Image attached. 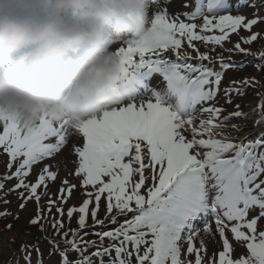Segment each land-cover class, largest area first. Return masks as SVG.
I'll return each instance as SVG.
<instances>
[{
	"label": "snow or ice",
	"instance_id": "1",
	"mask_svg": "<svg viewBox=\"0 0 264 264\" xmlns=\"http://www.w3.org/2000/svg\"><path fill=\"white\" fill-rule=\"evenodd\" d=\"M249 5L252 18L230 0H183L179 9L151 0L152 39L117 49L127 69L120 101L79 136L43 121L29 132L2 123L0 192L15 194L21 210L35 202L30 225L43 231L41 221H51L54 264H264V94L251 108L257 135L238 139L249 117L238 101L258 81L225 84L248 61L212 55H253L242 45L264 39L253 31L264 0ZM251 62L264 72V51ZM73 190L82 199L66 207ZM65 216L78 227L66 228ZM32 249L43 264L39 247L22 243L24 264Z\"/></svg>",
	"mask_w": 264,
	"mask_h": 264
},
{
	"label": "clouds",
	"instance_id": "2",
	"mask_svg": "<svg viewBox=\"0 0 264 264\" xmlns=\"http://www.w3.org/2000/svg\"><path fill=\"white\" fill-rule=\"evenodd\" d=\"M151 0H0V123L79 130L120 101L118 47L151 40Z\"/></svg>",
	"mask_w": 264,
	"mask_h": 264
},
{
	"label": "rangeland",
	"instance_id": "3",
	"mask_svg": "<svg viewBox=\"0 0 264 264\" xmlns=\"http://www.w3.org/2000/svg\"><path fill=\"white\" fill-rule=\"evenodd\" d=\"M191 2V0H189ZM203 2H206V0H203ZM232 2L233 7L235 8L236 5L239 3L238 0H230ZM259 2V0H257ZM174 3L177 4L178 9L182 7L183 0H174ZM241 12L239 14H244L247 16V18H252V13L255 11L250 5L249 6H243L240 7ZM154 9L152 6L149 7L148 12L151 14V12ZM187 10V9H185ZM233 14H236L235 12ZM259 15L264 16V8L260 9ZM253 31L259 32L261 37H264V23H260L257 26H254ZM232 41L235 42L237 40V37L235 34L231 37ZM232 47V44L225 43V48ZM242 47H245L250 50V52L253 54L252 56L245 57L244 54H238V53H228L226 51H223L222 49H217L215 53H212L213 56H216L218 54L223 55L225 61H240V60H247L248 63H246L245 67L240 69H229L224 76V83L227 84L229 79H236L240 80L241 78L247 77V78H255L258 83L254 85V87L249 88L247 90V95L243 98H241L238 102L241 103L243 111L249 113V117L247 120V123L245 124L246 131L242 132L240 134L239 138H252L253 136L257 135L256 131L254 130V124L253 120L256 118L254 113H251V108L255 107V105L259 102L260 96L259 94H264V72L257 69L256 65L252 63L254 57L259 54V52L264 51V39L258 40L257 42H254L252 45H242ZM201 50H205L203 46H201ZM231 110V109H229ZM3 131V124L0 125V132ZM76 130H70V133H75ZM77 133V132H76ZM78 136L80 135L77 133ZM82 136H80V140L82 141ZM6 171V154L3 153L2 150H0V174H3ZM61 178L64 176V172H60ZM70 182L76 183V179L73 175H70L67 177ZM14 181L6 182L7 187H11ZM60 181L58 180L55 182L54 185L50 182V192L53 194V198H55V194L57 193L58 186ZM0 196H2L4 199H7L9 203L4 204L2 200H0V212L7 211L10 213V215L6 217H0V260L2 261V264H24V260L21 257L20 253V247L22 243H26L28 245H37L40 249L41 260L43 264H54L51 262H54L55 259L50 257H45L46 253L49 251V245L47 243V239L45 238H51L52 233H50L49 227L46 228V236H42L41 233L33 232V235L31 236L30 233L26 232L25 229H28L30 226L29 221L34 218L36 215V205L34 201H30L26 204L25 208L21 210L19 208V204L22 202L20 199L17 198V196L13 193H8L6 196L2 192H0ZM82 199V196L79 192L76 190H73V193L71 197H69L67 206H73L78 205ZM42 203L43 198H42ZM104 209L103 205L101 206V210L98 213V216L100 218H103ZM14 218V217H17ZM64 223L66 228H76L78 227L75 223V220H72L71 222L68 221L67 217H64ZM88 223H91L90 217ZM11 225V228H6V225ZM41 224L50 225V220H42ZM38 225H34L31 230L36 229ZM32 257V264H36L37 260V251L33 250L31 252ZM43 259H46L43 260ZM7 261L6 263H4ZM50 261V262H49Z\"/></svg>",
	"mask_w": 264,
	"mask_h": 264
},
{
	"label": "bare ground",
	"instance_id": "4",
	"mask_svg": "<svg viewBox=\"0 0 264 264\" xmlns=\"http://www.w3.org/2000/svg\"><path fill=\"white\" fill-rule=\"evenodd\" d=\"M239 2H242V6H244L245 5V3H246V0H238ZM117 47H119V46H117ZM51 142H55V139L54 138H52L51 140H50ZM62 151H64V149L62 150ZM59 155V154H58ZM73 155H74V152H73Z\"/></svg>",
	"mask_w": 264,
	"mask_h": 264
}]
</instances>
